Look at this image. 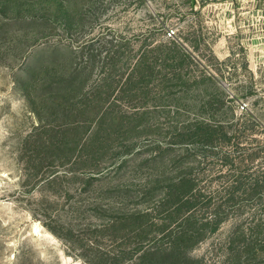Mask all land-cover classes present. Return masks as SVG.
Masks as SVG:
<instances>
[{
    "label": "rangeland",
    "instance_id": "1",
    "mask_svg": "<svg viewBox=\"0 0 264 264\" xmlns=\"http://www.w3.org/2000/svg\"><path fill=\"white\" fill-rule=\"evenodd\" d=\"M0 264H264V0H0Z\"/></svg>",
    "mask_w": 264,
    "mask_h": 264
},
{
    "label": "trees",
    "instance_id": "2",
    "mask_svg": "<svg viewBox=\"0 0 264 264\" xmlns=\"http://www.w3.org/2000/svg\"><path fill=\"white\" fill-rule=\"evenodd\" d=\"M188 194H185L184 198H186V197L188 198L189 196H191V194H189V195Z\"/></svg>",
    "mask_w": 264,
    "mask_h": 264
}]
</instances>
